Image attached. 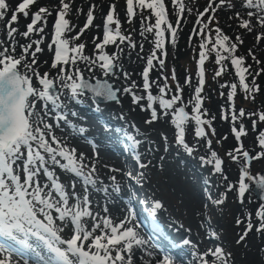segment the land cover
Instances as JSON below:
<instances>
[{
  "label": "snow or ice",
  "instance_id": "obj_1",
  "mask_svg": "<svg viewBox=\"0 0 264 264\" xmlns=\"http://www.w3.org/2000/svg\"><path fill=\"white\" fill-rule=\"evenodd\" d=\"M35 2L36 0H22L13 10L10 9L6 0H0V21H6L5 28L8 38L5 41H0V253L4 254L0 257V264H19L17 260L13 259V254L20 257L23 264H133L134 245L142 246L148 243L135 226H130L133 223V213L130 210L128 217L120 220L119 223H114L108 216L100 218L93 214L87 189L88 186L96 184L95 165L92 164L89 167L85 163V155L78 154L76 148L69 147L55 134L53 123L48 122L49 119L54 120L55 127L58 128L60 122L63 121L75 128V125H72L68 120L66 106L60 100L54 80L49 77L48 72L41 75L38 70L37 54L43 51L41 48L43 36L41 35L32 43L25 44H18L15 40L17 34L24 38H30L33 33L44 32V27H37V25L41 22L46 25L47 17L51 15V12L46 7H40L35 13H30V6ZM171 3L178 9L175 26L169 20L168 6L165 0H126L125 14L128 21L131 22L136 16V8H138L141 15V34L143 35V32L153 33L155 38L154 49L146 58V66L141 74L142 88L146 93V107L150 110V119L145 121L147 124L159 119L154 103L158 102L159 109L164 110V114L167 115L169 110H173L174 105L181 100L182 88L179 83L176 85L175 94L170 98H165L170 91L167 83L168 78L164 77L165 82L162 86L156 81H150V72L155 66L154 61H158L160 68L165 66V60L157 56V51L161 53V56L166 55L165 33L170 34L169 42L174 45L181 23L180 17L186 11L182 0H171ZM240 4L242 11L236 10L233 0H218V3L216 0H209L204 10L197 14L196 23L201 27L193 28L192 31L201 37L196 74L198 85L194 90V101H190L193 104L194 115L191 116V119L196 124L194 134L197 138L206 137L204 126L211 124V121L202 119L201 113V93L205 84L203 66L211 53H215V62L220 66V69L215 72L216 77L221 76L224 71L223 62L230 60L239 78V85L245 92L259 91L258 87L250 88L246 83V73L251 75L249 72L251 66L244 67V57L234 55L238 46L243 44L242 37L237 35L233 41L217 26L215 28L216 36L213 40L210 34L206 35L205 30L208 29V24L201 19L212 21L215 16H206V14L216 13L218 9L223 10L224 7H229L233 10V17L230 19H238L240 28L250 33L253 31L254 21L264 27V0H240ZM60 5L54 22L52 43L48 45L49 49L53 44L55 45L51 68L58 69L57 79L62 82L60 90H69L70 99L77 103L82 102L79 97L85 91H90L96 97L116 100L118 90H114L113 85L107 80L97 79L95 83H90L84 77L81 69L74 67L77 61H83L89 72L98 66L104 75L108 76L115 66V54L106 53L105 46L116 44L117 40L120 42L127 40L132 47H135L130 37L121 33L120 20L115 15V4L111 5L107 12L102 40L94 45L98 50L95 58L84 55V43L69 46V40L64 38V33L71 31L70 22L65 18L70 4L65 0H60ZM6 10L11 11L10 18L7 16ZM144 11H149L148 17L143 16ZM20 14L25 18L31 15V22L26 25V30L22 33L13 26L18 24ZM152 16L155 17V23L145 25L144 22L150 20ZM245 16L247 18H244ZM93 21V10L90 8L86 23L73 39H79L84 31L93 24ZM97 39L99 38L94 37V40ZM262 39H264V33L256 36L257 42ZM33 44L35 45L34 50H32ZM209 44H211L210 47H208ZM17 47L22 49L19 55L16 54ZM252 59L256 63H260L255 56H252ZM124 75L127 77L128 73L125 72ZM34 78L37 81L36 85L33 84ZM171 78L174 81L177 79L174 70ZM190 83L191 77H186L185 84L190 85ZM153 84H156L159 95L151 92ZM135 86V82H132L130 87H125L122 91L131 93L133 103L141 106L145 101V96L137 95L134 91ZM229 87L231 91L228 93V100L232 102L237 92V84L232 83ZM37 104H40L41 107L37 108ZM232 108L230 116L234 125L232 131L239 142L241 137L246 135V131L242 123L237 130L235 122L238 118L245 116V110L240 109L237 115L234 104ZM71 115L75 116L77 113L73 111ZM171 115V123L175 125L176 129V143L182 145L191 154L194 149L185 140V124L189 120L186 106L176 108L171 112ZM222 118L227 120L229 116L224 114ZM258 120L264 122V112L259 114ZM253 128L257 129L256 120H253ZM76 131L83 135L86 129L79 127ZM214 131L213 129V134ZM257 140L260 147L264 149V130L258 131ZM211 143L212 141L208 139L209 148ZM228 155L233 161L242 158L244 162L238 186L240 197H243L250 188L249 183L245 182L246 178L255 180L256 184L264 190V175L255 177L249 174L251 160L264 158V151L258 153L256 157H252L247 150L242 151L241 144ZM211 157L214 160L215 171L221 172L222 159L218 158L215 151L211 152ZM201 160L205 163H213V160L205 161L204 158ZM140 167L144 168L147 165L140 164ZM57 169L82 181L84 194L81 196L76 193L75 181L71 183V191H69V186L61 182ZM112 179L115 180V177ZM231 187L233 186L230 184L229 188ZM115 190L119 191V187L117 186ZM223 202V199L215 201L218 205ZM161 206L160 202L156 201L152 214L155 215V210ZM104 211L107 212L108 209L105 207ZM256 215L260 218L257 231H264V204L260 206ZM87 218L92 221L90 226ZM240 222L237 220L238 224ZM252 228L253 224L249 221L241 240ZM65 230L71 233L69 238L62 236ZM183 243L187 245L190 241L184 240ZM198 260L199 264H229L228 255L225 254L222 247L208 249L199 255ZM156 264H173V261L165 255L162 259L157 260Z\"/></svg>",
  "mask_w": 264,
  "mask_h": 264
},
{
  "label": "rangeland",
  "instance_id": "obj_2",
  "mask_svg": "<svg viewBox=\"0 0 264 264\" xmlns=\"http://www.w3.org/2000/svg\"><path fill=\"white\" fill-rule=\"evenodd\" d=\"M20 2L22 0H6L10 9L13 10ZM65 2L70 4V9L65 18L70 22L71 31L65 32L64 38L69 40L70 47L84 43V55L95 58L98 50L95 49L94 45L103 38L104 21L107 12L110 10V6L113 4L116 6L115 15L120 20L122 35L130 37L132 43L135 44V47H132L127 40L124 42L117 40L116 44L105 46L104 51L106 53L110 55L115 54V66L112 73L108 76H105L98 66L89 72L85 62L77 61L74 67H79L84 77L90 82H95L97 79L107 80L108 82H112L115 89L120 92L117 95L118 103L112 101L110 103L101 102L98 104L85 93L79 97V100L82 102L77 103L75 100L70 99L69 90H60L62 82L57 79L58 69L51 68L55 45L53 44L51 49H49L48 45L52 43L54 22L57 18V12L61 7L60 0H36L30 6V13H35L40 7H46L51 12V15L47 17L46 25L42 24V22L37 25V27H44L43 33H33L30 38H24L19 34L15 36L18 44L32 43L36 39H39L41 35L43 36V42L41 44L43 51L37 54L38 70L41 75L48 72L49 77L54 80V86L60 95V100L66 106L65 110L68 112V120L72 125H75V128L70 127L63 121L60 122V127L58 128L55 127L54 120L49 119L48 122L53 123L55 134L64 140L69 147H74L77 149L78 154L83 153L85 155V163L89 167L92 164L95 165L96 171L94 178L98 184L88 186L87 195L90 199V208L93 209V202L96 203L98 197H102L103 199L108 197L106 191L102 194V191L105 189L104 187H110L113 190L116 189L115 180L112 177H115L117 175L116 173H119L114 171L117 170L115 168L117 164L113 163L112 165L108 162L109 159L106 158L105 154L107 153L113 156L109 148H112V145L116 146L118 144L121 147H125L124 150L120 148L122 150L121 153L124 151L123 153L127 157L124 156L130 163H133L135 156H137L139 157L138 162L140 164L147 165V167L138 168L131 175H129L130 172L128 170H124L122 173L124 176L126 175L125 177L130 182H139L140 179L141 186L150 193L151 202L159 201L162 205L161 210L167 221L169 220L174 225L176 224V227L179 226L186 233H192L195 240H199V238L201 241L203 240V246L206 247V251L208 249H214L215 247H222L225 254L228 255L229 264H264L263 252L262 254L257 253V256L253 257L255 262L253 260L251 261L252 248L260 246L259 240L254 237L249 239L250 233L241 240V236L244 234L249 221L257 231L260 218L256 215V212L264 204V201H259L254 197L252 190H254L253 187L256 181L247 180V178L245 182L249 183L250 188L243 197L239 196V179L241 176V167L244 162L242 158L238 161H233L228 155L229 152H233L241 144L242 151L247 150L252 157H256L258 153L264 151L257 140L258 131L264 130V122H260L258 120L259 115L256 112L254 114L252 111V108L255 106L253 105L255 104L253 99L254 92L246 93L239 85V78L230 60L223 62V73L225 72V77L223 73V76H215V72L220 69V66L215 62L216 55L214 52L212 55L215 56L213 61L215 68H212L211 72L207 70L206 65L210 58L204 63V67L206 68H204L206 81L201 93L202 119L211 121V124L204 126L207 133L206 137L197 138L194 134L196 124L191 119L194 113L193 104L190 101H194V90L198 85V77L196 74L198 70L197 61L199 60L198 52L200 51L199 45L201 37L193 33L192 30L193 28L199 29L201 27L196 23L197 20L195 18L199 12L204 10L209 0H182V3L187 6L186 16L188 17L186 23L182 22L181 24L186 26L184 31L185 35L183 36L185 37V41H189V46L192 47L190 54L194 56V59L189 56L190 59L187 60L188 58L181 54L183 49L175 54L181 29H184L183 26L179 25L176 34V43L174 45L169 42L170 34L168 32L165 33L166 55L161 56V53L157 51V56L165 60V66L160 68L158 61H154L155 66L150 72V81H156L162 86L165 82L164 77L168 78L167 83L170 91L165 98H170L171 95L175 94L176 85L179 83L182 88L181 100L174 105L173 110H169L167 115L164 114V110L159 109L158 102L154 103V107H157L158 110L159 119L151 124L145 123V121L150 119V110L146 107V93L142 88L143 80L141 74L143 68L146 66V58L154 49L155 38L153 33L143 32V35L141 34L140 10L136 8V16L129 22L125 14L126 0H65ZM216 2L218 3V0ZM233 2L236 5V10L242 11L240 0H233ZM165 3H168V6H172L171 0H165ZM90 8H92L94 15L93 24L84 31L79 39H73L86 23L87 13ZM6 13L10 18L11 11L6 10ZM207 15H213L215 19L208 21L205 18H201L204 20V23L208 24V29L205 30L206 35L210 34L214 40L216 36L215 28L217 26L221 28L224 34L231 37L233 41H235L237 35H240L243 39V44L238 46L234 55L244 57V67L250 65L251 71L255 68L257 72H263L264 74V71H261L264 69V39L259 42L256 40L258 34L264 33V27L259 26L254 21L253 31L250 33L247 32L245 29L239 27L238 19H230V17H233V10L229 7H224L223 10L218 9L216 13H208ZM143 16L148 17L149 11H144ZM244 18L247 17L245 16ZM30 22L31 15L25 18L20 14L18 16V24H14L13 26L17 27L19 32L22 33L26 30V25ZM5 23L6 21H0V41L8 39ZM144 23L145 25L148 23L154 24L155 17L152 16L150 20ZM172 24L175 26L174 23ZM94 37H98L99 39L94 40ZM210 46L211 44L208 45V47ZM34 48L35 45L33 44L32 50ZM21 51L22 49L20 47L16 48L17 55ZM222 54L229 55L228 53ZM252 56H255L256 60H259L260 63H256L252 59ZM177 63L180 64L179 68L182 67L183 70L179 72V75L176 76L177 79L174 81L171 78L174 70L172 66H176ZM21 71H23L22 68ZM125 72L128 73L127 77L124 75ZM227 75L231 77L229 80L226 78ZM186 77H191L190 85L185 84ZM132 82H135L136 86L134 91L136 94L145 96V101L142 102L141 106L133 103L131 93H124L122 91L123 88L130 87ZM209 82L211 88L208 86ZM232 83L237 84V92L233 101L229 102L228 93L231 91L229 85ZM33 84H37L35 78L33 79ZM150 90L153 94L159 95L156 84H153ZM233 104L237 115L240 109L245 110V116L238 118L235 122L237 130H239V126L242 123L246 131V135H243L239 142L232 131L234 125L230 116L233 111ZM180 106H186V111L189 113V120L185 124V140L194 149L191 154L175 141L176 129L175 125L171 123V112ZM40 107L41 105L37 104V108ZM73 111L77 115H71ZM224 114H228L229 118L227 120L222 118ZM253 120L257 121V129L253 128ZM79 127L86 129L83 135L76 131ZM213 129L215 130L214 134L212 132ZM165 137L167 138L166 140ZM208 139L212 141L210 148L207 145ZM212 151H215L218 158L223 161L222 170L219 173L214 169V160L211 157ZM201 158H204L205 161L213 160V163L202 162ZM57 174L60 176L61 182L69 186V191H71V183L75 181L76 193L81 196L84 194L82 181L76 180L71 174L65 173L60 169H57ZM249 174L255 177L264 175V158H254L251 160ZM230 184L233 187L229 188ZM98 193L101 194L99 195ZM128 194L129 196L127 197L131 205L129 206L127 215H129V211L131 210L133 213L132 224L136 229L141 231L142 225L140 221H146L145 217L147 216L151 218L150 211L147 210V214L143 216L145 212L143 211V206H145L143 205V198L134 193L133 190ZM217 199H223V204H216L215 201ZM209 220L212 221V226L210 222V226L208 227L206 225ZM237 220L241 222L238 224ZM57 223L59 224L60 222L58 221ZM261 233H264V231L256 232L257 235H261ZM70 235L71 233L68 230L62 233V236L65 238H69ZM211 241L215 242L212 244ZM212 259H215V257H212Z\"/></svg>",
  "mask_w": 264,
  "mask_h": 264
},
{
  "label": "bare ground",
  "instance_id": "obj_3",
  "mask_svg": "<svg viewBox=\"0 0 264 264\" xmlns=\"http://www.w3.org/2000/svg\"><path fill=\"white\" fill-rule=\"evenodd\" d=\"M118 148H117V146L112 145V148H109V150L113 154V156H110L107 153H106L107 155L105 154V156H106V158L109 159L108 162H110L112 165H113V163L117 164V166L115 168H117L118 171H115V172H119L120 174L116 173L117 175L115 176V178H116L115 179V187L118 186L119 191H116L115 189L113 190V188H110V187H104L105 189L104 190L102 189L103 190L102 194H104V191H106L108 197H105L104 199L102 197L101 198L98 197L97 202L96 203L93 202L94 207H93V209H91L93 214L100 217V218H102L104 216H108L114 221V223H119L120 220L128 217L127 212L129 210V206L131 204L129 203L127 196H129L128 193L129 192L131 193V190H133L134 193L140 195L144 200L143 205H145V206H143L144 207L143 211H145V212L143 213V216L145 214H147V210L150 211V214H151L150 223L152 224V227L154 228V230L152 229V232L155 235H158V234L162 235V237H164V239H166L168 241V243H169L168 247H164V245L160 244V242H158V244H159V248L161 250L170 252L173 255L172 257H170L171 260L173 261V264H199V260H198L199 255L206 252V250H205L206 247L203 246V242H202L203 240L201 241L200 238H199V240H195L194 235L192 233H186L179 226L176 227L177 226L176 224L174 225L171 221H169V220L167 221V219H165V217H164L165 215L162 212L161 208L155 210V215L152 214V210H153L155 202H151L152 199L150 197V193H148V191L141 186L140 179H139V182H137V181L130 182V180H128L125 177L126 175L124 176V174L122 173V172H124V170H128L130 173L134 174L138 170V168H140V166H139L140 163H138L136 161H134L133 163H130L129 160L127 158H125L126 155L124 153H121V149L120 148L118 149ZM123 177H124V179H123ZM96 184H98V183H96ZM104 184H106V183H104ZM101 187L103 188V186H101ZM197 191H199V190H197ZM98 194L100 195L101 193H98ZM195 198H197V197H195ZM145 202H146V204H145ZM209 204H210V202H209ZM105 207L108 209L107 212L104 211ZM87 222H88L89 226L92 223L90 218H87ZM209 223L212 226V221H210V220L207 222L206 226L209 227L210 226ZM130 226H133V224ZM136 230L144 238V235H142V233L138 229H136ZM189 231H190V229H189ZM153 237H154V235H153ZM184 240H188V241H190V243L186 245L183 243ZM214 242L211 241L212 244ZM215 245H216V243H215ZM153 247L154 246L151 245V243H147L146 245H142V246H135L134 245L133 252H132L133 264H156L157 260L162 259L163 255L160 254V252H155ZM3 255L4 254L0 253V257H2ZM205 258L207 259L208 257H205ZM13 259L17 260L19 262V264H23V260L20 257L16 256L15 254H13Z\"/></svg>",
  "mask_w": 264,
  "mask_h": 264
},
{
  "label": "trees",
  "instance_id": "obj_4",
  "mask_svg": "<svg viewBox=\"0 0 264 264\" xmlns=\"http://www.w3.org/2000/svg\"><path fill=\"white\" fill-rule=\"evenodd\" d=\"M181 26H183L184 29H181V35L179 36L180 39L178 40V46H176L177 51L175 50V54L180 52L181 49H183V52L181 51L182 52L181 54L184 57L188 58L187 60H189L190 57H192L194 59V56H191V54H190L192 47L189 46V41H185V37L183 36V35H185V32H184L185 26L184 25H181ZM199 52H198V54H199ZM196 56H197V53H196ZM208 58H210V59H209V62L206 66H207V70H209L211 72V69L215 68V65H213L214 64L213 61H214L215 56L212 55V53H211ZM179 66H180L179 63H177L176 66L175 65L172 66L174 68L176 76H178L179 72H181V70H183V68L182 67L179 68ZM249 72L251 73V75L246 73V75H247L246 76V83H248L250 85V88L256 86L259 89V91H256L253 93V97H254L253 99L255 101V104H253V105H255V106H254V108H252V111L254 112V114L256 112L257 115H259L261 112H264V74H263V72L262 73L257 72V69H255V68L253 69V71H251V68H250ZM257 73H259V74L257 75ZM223 75L225 77V72L223 73ZM226 78L229 80L231 77L227 75ZM208 84H209L208 86L211 88L210 82ZM249 233H250L249 239H251L253 237L257 238V240H259V243H260V246H256L255 248H252V251H253L252 257H251V261H252L253 257L257 256V253H261V254H262V252L264 253V233H261V235H257L255 229L253 231L251 230V232H249ZM253 262H255V260H253Z\"/></svg>",
  "mask_w": 264,
  "mask_h": 264
},
{
  "label": "water",
  "instance_id": "obj_5",
  "mask_svg": "<svg viewBox=\"0 0 264 264\" xmlns=\"http://www.w3.org/2000/svg\"><path fill=\"white\" fill-rule=\"evenodd\" d=\"M101 81H103V80H101ZM90 83H95V82H90ZM109 83L112 84V82H109ZM113 89L116 90L114 86H113ZM84 93L88 94L97 103H101V102L110 103V102L113 101V100L104 99L102 97H96L90 91H85ZM119 93L120 92L117 91V95ZM114 101L118 103V98L116 100H114ZM253 188H254V190H252V192H253L255 198H257L259 201H264V190H262L261 187L259 185H257V184H255Z\"/></svg>",
  "mask_w": 264,
  "mask_h": 264
}]
</instances>
